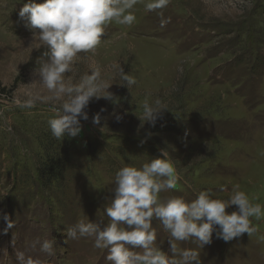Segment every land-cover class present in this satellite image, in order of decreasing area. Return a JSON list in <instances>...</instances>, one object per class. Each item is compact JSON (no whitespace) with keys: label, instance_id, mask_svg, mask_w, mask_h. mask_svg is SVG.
Returning <instances> with one entry per match:
<instances>
[{"label":"rangeland","instance_id":"374dc122","mask_svg":"<svg viewBox=\"0 0 264 264\" xmlns=\"http://www.w3.org/2000/svg\"><path fill=\"white\" fill-rule=\"evenodd\" d=\"M27 2L0 0V86L6 91L0 95V264H21L17 253L38 264H114L107 259L112 246L94 244L112 223L106 210L116 198L117 173L143 170L156 159L169 160L175 170V186L162 188L157 205L191 204L207 192L226 202L230 215L239 211L232 196L243 191L261 205V215L249 218L251 235L227 242L213 224L208 244L195 236L176 240L153 215L152 249L169 264H184V251L196 253L187 264H264V0H170L154 11L138 0L132 25L106 24L96 49L77 54L62 74L63 92L43 80L52 49L39 29L20 19ZM161 12L170 19L164 27ZM94 72L93 85L106 87L82 110L88 119L77 117L76 136L66 130L54 137L49 121L68 114L64 105L87 90ZM125 75L136 83L129 85ZM156 100L153 124L144 105L157 107ZM154 179L163 184L169 177ZM4 214L14 224L6 232ZM81 224L96 229L81 235ZM45 241L53 242L51 256L41 250Z\"/></svg>","mask_w":264,"mask_h":264},{"label":"clouds","instance_id":"9594fccd","mask_svg":"<svg viewBox=\"0 0 264 264\" xmlns=\"http://www.w3.org/2000/svg\"><path fill=\"white\" fill-rule=\"evenodd\" d=\"M138 0H45L44 3H35L33 0L25 3L19 11L21 20H27L28 24L39 29V39L49 45L52 49L51 64L44 66L41 71L43 80L49 89L65 91L62 84V74L70 71V65L80 52H89L101 43V36L104 26L112 21L121 25H132L136 21L135 14L131 11ZM170 0H147L144 7L147 11H154L167 7ZM161 16V27L170 22V19ZM123 72V69H120ZM98 72H94L88 78L90 85L81 95H78L71 104H65L64 110L67 115L62 118L49 121L52 135L61 138L67 130L71 136H76L79 128L72 125L78 124V116L87 120V114L82 110L87 106L90 98L96 96L101 88L106 85H93ZM124 80L129 85L135 84L133 77L125 75ZM78 92L81 89H76ZM67 91L71 92L69 88ZM107 98H110L108 94ZM33 101L27 99L25 105L31 107ZM157 107L144 105V117L148 122L155 123L159 113L160 101L156 100ZM118 121L121 117L117 116ZM94 123L100 122L97 114L93 118ZM174 167L167 160L156 159L145 165L143 170L134 167H124L117 173L118 188L116 198L112 206L107 208V216L112 223L99 233L94 246L96 248H107L111 245L110 254L107 259L114 264H169L166 256L150 246L156 239L154 230L151 227V218L155 215L159 218L166 229L171 230V235L176 240H186L189 236H195L203 244L211 242L213 224L221 228L220 236L223 240L230 241L244 233L251 235L255 229L250 226V217L259 218L261 205L249 200L247 194L238 191L232 196L230 203L238 206V213L226 214L228 204L222 200H211L207 192H201L198 198L191 204L185 203L182 199H172L166 205H157V194L162 188L169 189L175 186ZM169 177L163 184L157 182L154 177ZM157 205L156 207H152ZM206 218L208 222L197 224ZM6 223L5 232L11 229L14 224L7 214L3 215ZM117 222H124L129 226H135L132 231H125L118 228ZM81 235L90 230L95 231L93 224L79 225ZM68 235L75 239V233L69 229ZM103 241V243H101ZM125 244L141 246L143 254H133L128 251ZM53 242L45 241L42 251L53 255ZM175 245H173V248ZM184 264H187L189 257L195 258L196 253L183 252ZM21 264H38L31 258L25 260L23 253H17ZM171 264H176L172 261Z\"/></svg>","mask_w":264,"mask_h":264},{"label":"trees","instance_id":"16d2710c","mask_svg":"<svg viewBox=\"0 0 264 264\" xmlns=\"http://www.w3.org/2000/svg\"><path fill=\"white\" fill-rule=\"evenodd\" d=\"M6 91H5V89L3 88V87H1L0 86V95H2V94H4ZM54 144V140H52V142H51V146ZM57 148H58V145H56V143L54 144ZM45 173H49L50 171H49V169H47L46 167H45Z\"/></svg>","mask_w":264,"mask_h":264}]
</instances>
